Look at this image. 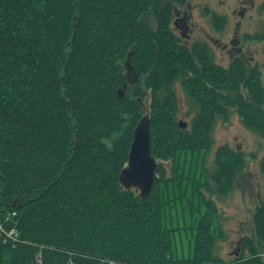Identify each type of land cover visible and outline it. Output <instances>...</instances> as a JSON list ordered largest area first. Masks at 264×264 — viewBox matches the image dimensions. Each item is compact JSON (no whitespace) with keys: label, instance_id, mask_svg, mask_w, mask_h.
Here are the masks:
<instances>
[{"label":"trees","instance_id":"16d2710c","mask_svg":"<svg viewBox=\"0 0 264 264\" xmlns=\"http://www.w3.org/2000/svg\"><path fill=\"white\" fill-rule=\"evenodd\" d=\"M186 3L0 0V264H264V198L240 255H216L225 235L212 196L233 190L245 153L221 148L206 168L215 126L235 113L264 138L262 74L239 57L218 65L208 44L182 45L172 19ZM212 22L221 31L226 19ZM249 38L264 43V29ZM128 60L133 95L120 91ZM143 88L161 161L146 198L119 178L146 114ZM185 204L184 224L170 223ZM189 229L193 255L176 257V235Z\"/></svg>","mask_w":264,"mask_h":264},{"label":"rangeland","instance_id":"374dc122","mask_svg":"<svg viewBox=\"0 0 264 264\" xmlns=\"http://www.w3.org/2000/svg\"><path fill=\"white\" fill-rule=\"evenodd\" d=\"M263 5L264 0H187L185 6L175 7L172 27L175 34L180 36L182 45L188 48L192 47L195 42L208 44L218 65L229 67L233 59L239 57L249 69L258 66L262 74V85H264V43L249 38L264 29ZM213 13L224 16L226 19L221 31H218L212 22ZM155 23L156 21H154ZM129 68L134 69L131 61H126L125 69L128 82L120 91L122 94L130 92L133 95L132 89L135 87L138 77L136 70L131 71ZM175 88L180 99L179 121L187 123V127H190L193 113L187 116L189 109L184 90L179 83ZM143 90L146 94L143 100L146 112L144 117H149L151 91L144 88ZM230 119L229 122H219L215 126L214 146L206 160V168L213 172L215 171L216 151L221 148H230L235 151H243L247 161L246 168L238 176L235 187L228 196H212L218 209V226L222 228L225 235V239L217 242L216 255L227 262L240 255L241 242L245 237H253L254 213L264 198V176L261 171V162L264 158V138L250 129H246L238 114L235 113ZM108 143L110 144L111 141L109 140ZM156 160L158 164L161 162ZM197 161L192 162L194 171H199L198 169L201 168V161ZM163 165H165L166 174L172 176L173 165L171 162L164 161ZM133 190L140 194L137 189ZM205 195L211 197L208 193ZM180 207L181 213L178 217H174V222L168 218L170 223L175 224L180 221L179 224H184L181 214L189 213L190 210L187 204ZM186 219L188 222L190 221L187 215ZM175 240L176 257L188 258L189 255H193L194 242L190 229L176 235Z\"/></svg>","mask_w":264,"mask_h":264},{"label":"water","instance_id":"95a60500","mask_svg":"<svg viewBox=\"0 0 264 264\" xmlns=\"http://www.w3.org/2000/svg\"><path fill=\"white\" fill-rule=\"evenodd\" d=\"M180 126L186 128L187 123L182 122ZM134 134L135 137L129 153V163L121 172L120 181L123 188L127 190L137 189L140 192V197L146 198L154 188L158 168L157 160L151 155L152 133L149 117H144L139 122Z\"/></svg>","mask_w":264,"mask_h":264}]
</instances>
